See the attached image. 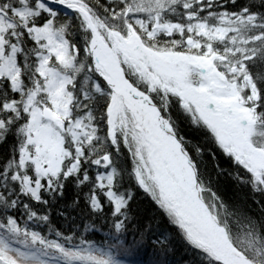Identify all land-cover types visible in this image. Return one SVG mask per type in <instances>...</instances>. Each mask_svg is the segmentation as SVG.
Returning <instances> with one entry per match:
<instances>
[{
    "label": "snow or ice",
    "instance_id": "snow-or-ice-1",
    "mask_svg": "<svg viewBox=\"0 0 264 264\" xmlns=\"http://www.w3.org/2000/svg\"><path fill=\"white\" fill-rule=\"evenodd\" d=\"M0 264H264V0H0Z\"/></svg>",
    "mask_w": 264,
    "mask_h": 264
},
{
    "label": "trees",
    "instance_id": "trees-1",
    "mask_svg": "<svg viewBox=\"0 0 264 264\" xmlns=\"http://www.w3.org/2000/svg\"><path fill=\"white\" fill-rule=\"evenodd\" d=\"M224 184L227 185L228 181L225 180ZM229 195H231V193L229 192ZM138 207L141 209V215L143 217H145V219L147 218V213L144 211L146 209V205L145 204H139ZM181 258V249L179 247V245H176V252L175 255L172 257L173 260L178 261Z\"/></svg>",
    "mask_w": 264,
    "mask_h": 264
}]
</instances>
